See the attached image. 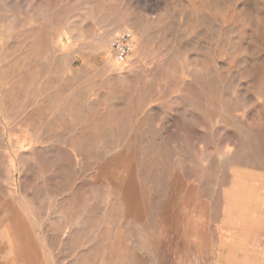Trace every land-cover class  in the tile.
<instances>
[{
    "label": "rangeland",
    "instance_id": "374dc122",
    "mask_svg": "<svg viewBox=\"0 0 264 264\" xmlns=\"http://www.w3.org/2000/svg\"><path fill=\"white\" fill-rule=\"evenodd\" d=\"M0 264H264V0H0Z\"/></svg>",
    "mask_w": 264,
    "mask_h": 264
},
{
    "label": "built area",
    "instance_id": "2783aa9c",
    "mask_svg": "<svg viewBox=\"0 0 264 264\" xmlns=\"http://www.w3.org/2000/svg\"><path fill=\"white\" fill-rule=\"evenodd\" d=\"M134 35L129 30L116 31L111 41V51L120 63L127 60L133 51Z\"/></svg>",
    "mask_w": 264,
    "mask_h": 264
},
{
    "label": "bare ground",
    "instance_id": "6f19581e",
    "mask_svg": "<svg viewBox=\"0 0 264 264\" xmlns=\"http://www.w3.org/2000/svg\"><path fill=\"white\" fill-rule=\"evenodd\" d=\"M135 41V40H134ZM136 52V51H135ZM116 59V58H115ZM120 63V62H119Z\"/></svg>",
    "mask_w": 264,
    "mask_h": 264
}]
</instances>
